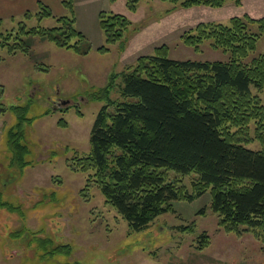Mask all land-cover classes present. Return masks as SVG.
Instances as JSON below:
<instances>
[{"label": "rangeland", "instance_id": "1", "mask_svg": "<svg viewBox=\"0 0 264 264\" xmlns=\"http://www.w3.org/2000/svg\"><path fill=\"white\" fill-rule=\"evenodd\" d=\"M39 2L52 15L40 16ZM127 3L73 0L72 13L62 0H0L3 34L17 31L21 23L26 28H51L61 16H74L75 28L91 45L83 54L39 35L24 36L29 55L20 50L10 53L0 45V102L7 108L0 115V169L11 157L6 133L17 121L11 106L27 105V117L32 119L25 136L29 163L18 181L6 184L2 192L3 200L20 208L0 209V264H264V232L247 230L246 225L238 232L226 231L210 207L209 191L192 202H173V211L134 231L96 185L85 190L87 173L69 165L75 153L83 156L90 151V130L105 103L90 94L105 87L112 73H121L162 44L169 47L172 59L228 61L230 52L214 47L210 40L194 47L181 36L202 22L228 25L233 16L264 17V0H241L239 5L227 0L221 7L189 8L163 0H138L135 10ZM101 11L122 14L130 21L124 43L106 42L99 26ZM250 31L259 34L258 24H252ZM103 46L107 50H101ZM262 53L264 34H259L244 62ZM252 90L264 99V91ZM55 100L70 104L54 109ZM250 125L252 139L241 143L261 149ZM167 176L181 179L191 190L193 174L169 170Z\"/></svg>", "mask_w": 264, "mask_h": 264}, {"label": "trees", "instance_id": "2", "mask_svg": "<svg viewBox=\"0 0 264 264\" xmlns=\"http://www.w3.org/2000/svg\"><path fill=\"white\" fill-rule=\"evenodd\" d=\"M163 1L189 8L221 7L227 0ZM137 2L128 0L129 9L135 10ZM62 3L73 13V0ZM39 7L40 16L52 15L43 3ZM58 22L51 28H26L21 23L15 32H0V45L10 53L20 50L29 55L24 36L39 35L87 54L90 42L75 28L74 16H61ZM252 24L264 34V17L245 14L231 17L228 25L202 22L181 36L194 47L210 40L230 52L228 61L172 59L169 47L162 44L121 73H112L105 87L90 94L105 103L90 130L89 153H75L69 165L87 173L85 190L96 185L132 230H143L158 215L173 211V202H192L209 191L210 207L226 231L238 232L246 225L247 230L264 232V99L252 90L264 91V53L244 62L259 37L250 31ZM99 26L108 44L124 43L130 21L122 14L101 11ZM11 109L17 121L7 132L10 166L22 170L29 163L25 136L32 119L27 117V105ZM6 111L0 102V115ZM251 123L254 137L262 143L258 150L241 143L252 139ZM169 170L193 174L191 190L181 179L168 178Z\"/></svg>", "mask_w": 264, "mask_h": 264}, {"label": "crops", "instance_id": "3", "mask_svg": "<svg viewBox=\"0 0 264 264\" xmlns=\"http://www.w3.org/2000/svg\"><path fill=\"white\" fill-rule=\"evenodd\" d=\"M8 130H7V132H8ZM6 142H7V133H6ZM10 155L12 157V153L11 152H10ZM11 157L8 158V160L5 162V164L2 165V167L0 169V209L6 210V211H9V210L10 211H15V210H18L17 208H20V207H15V206L11 205L10 203H8L6 200L2 199V192L4 190V186L6 184H9V183L17 182L19 176H21V174H22L23 169L25 167H27V165H26L22 170H18V169H15V168L11 167L10 166ZM13 190H16V186L13 188ZM14 232L18 233L19 231L17 230V231H14ZM22 240H23V238H22ZM22 248H24V247H22ZM0 253H1V251H0ZM6 258L7 257L5 256L4 251H3L2 259H6Z\"/></svg>", "mask_w": 264, "mask_h": 264}]
</instances>
